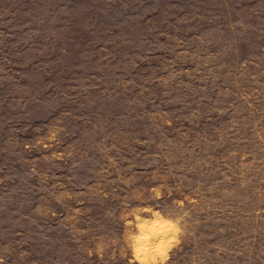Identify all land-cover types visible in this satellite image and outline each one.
I'll return each instance as SVG.
<instances>
[{
  "label": "rangeland",
  "instance_id": "374dc122",
  "mask_svg": "<svg viewBox=\"0 0 264 264\" xmlns=\"http://www.w3.org/2000/svg\"><path fill=\"white\" fill-rule=\"evenodd\" d=\"M0 264H264V0H0Z\"/></svg>",
  "mask_w": 264,
  "mask_h": 264
},
{
  "label": "bare ground",
  "instance_id": "6f19581e",
  "mask_svg": "<svg viewBox=\"0 0 264 264\" xmlns=\"http://www.w3.org/2000/svg\"><path fill=\"white\" fill-rule=\"evenodd\" d=\"M162 225V224H161ZM158 228V227H157ZM145 236V235H144ZM147 236H148V234H147ZM150 236V235H149ZM146 239V238H145Z\"/></svg>",
  "mask_w": 264,
  "mask_h": 264
}]
</instances>
